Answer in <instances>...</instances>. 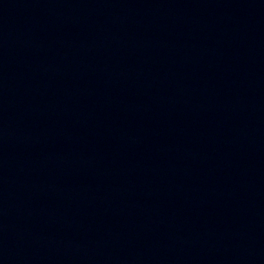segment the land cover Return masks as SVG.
<instances>
[{
  "label": "water",
  "instance_id": "obj_1",
  "mask_svg": "<svg viewBox=\"0 0 264 264\" xmlns=\"http://www.w3.org/2000/svg\"><path fill=\"white\" fill-rule=\"evenodd\" d=\"M156 0H0V79Z\"/></svg>",
  "mask_w": 264,
  "mask_h": 264
}]
</instances>
